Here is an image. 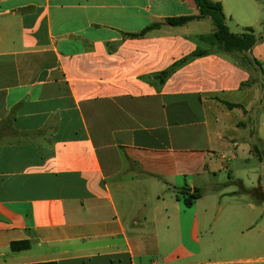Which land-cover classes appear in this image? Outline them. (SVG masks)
<instances>
[{"label": "crops", "instance_id": "0c3cea01", "mask_svg": "<svg viewBox=\"0 0 264 264\" xmlns=\"http://www.w3.org/2000/svg\"><path fill=\"white\" fill-rule=\"evenodd\" d=\"M213 1L232 33L264 24V0ZM197 14L0 0V264H264V198L241 190L264 192V42L226 53L201 45L211 18L166 23Z\"/></svg>", "mask_w": 264, "mask_h": 264}, {"label": "trees", "instance_id": "16d2710c", "mask_svg": "<svg viewBox=\"0 0 264 264\" xmlns=\"http://www.w3.org/2000/svg\"><path fill=\"white\" fill-rule=\"evenodd\" d=\"M193 1L198 10L197 15L167 18L166 23L175 26V25L185 24L192 19H201V18L209 17L212 19L215 25V31L213 34L209 36H204L203 40L209 41L211 43V47L212 45H216L217 48L214 49L226 53L247 52L255 44L256 38L251 28H246L245 32H243L242 34H235L229 30V27L227 26L225 21L223 7L220 2H216L213 0H193ZM161 24L162 23L160 22H154L148 25L147 27H145L142 31L138 33H128L127 35L131 37L143 36L150 30L160 27ZM208 51L209 50L197 49L191 55V57L202 56L206 54ZM187 59L188 58L182 59L180 62L176 63L175 66H173L171 69L159 73L157 77L160 78L161 81H164L165 78L175 69L176 66L181 65ZM240 59L243 63H246L247 65L255 62L253 60H250L248 57H245L244 55H241ZM221 101L231 109L235 107H240L245 112H247V110L241 104L231 103L223 100ZM241 190L243 192L256 196L257 198H264V192H261L259 189L241 188ZM180 191H182L184 194H189V196L185 198L187 205L193 204V202L199 197H201L203 194L202 188H194L192 189V191H190L189 188L183 187L180 189ZM29 247H30V242L28 241H15L11 243L12 250H24ZM29 264H58V263L55 261H46V262L29 263Z\"/></svg>", "mask_w": 264, "mask_h": 264}, {"label": "rangeland", "instance_id": "374dc122", "mask_svg": "<svg viewBox=\"0 0 264 264\" xmlns=\"http://www.w3.org/2000/svg\"><path fill=\"white\" fill-rule=\"evenodd\" d=\"M209 22V25H210V27H213V24H212V20H208ZM232 30L233 31H236L237 29L234 27V26H232ZM208 33V32H207ZM209 35H211L210 33H208ZM208 35V36H209ZM254 35H255V38H256V43L258 42V43H263L264 42V24L263 25H261V26H259V27H257V29H256V31H255V33H254ZM201 45L203 46V47H205V48H212V49H214V48H217V46L216 45H212V47H211V43L209 42V41H206V40H204V41H202L201 42ZM262 64H263V66H264V59H258ZM263 94H264V91H263ZM225 177H227V174H225ZM232 189H234V188H236V186L235 187H231Z\"/></svg>", "mask_w": 264, "mask_h": 264}]
</instances>
